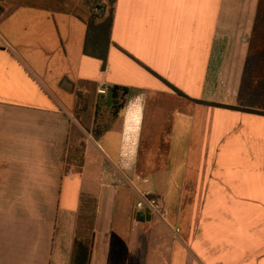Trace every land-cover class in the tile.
I'll use <instances>...</instances> for the list:
<instances>
[{"label": "crops", "instance_id": "crops-1", "mask_svg": "<svg viewBox=\"0 0 264 264\" xmlns=\"http://www.w3.org/2000/svg\"><path fill=\"white\" fill-rule=\"evenodd\" d=\"M262 2L0 0V264H264Z\"/></svg>", "mask_w": 264, "mask_h": 264}, {"label": "trees", "instance_id": "trees-1", "mask_svg": "<svg viewBox=\"0 0 264 264\" xmlns=\"http://www.w3.org/2000/svg\"><path fill=\"white\" fill-rule=\"evenodd\" d=\"M110 4V13L107 17L100 18L99 13H92L88 20V32L84 52L87 55L96 57L103 62V69H106L108 50L110 46V34L113 25V17L115 4L117 0H107ZM264 3V0L263 2ZM127 92V90L125 91ZM182 94L180 91H177ZM87 256L77 255L74 258L73 264H86Z\"/></svg>", "mask_w": 264, "mask_h": 264}, {"label": "built area", "instance_id": "built-area-1", "mask_svg": "<svg viewBox=\"0 0 264 264\" xmlns=\"http://www.w3.org/2000/svg\"><path fill=\"white\" fill-rule=\"evenodd\" d=\"M107 92L106 88L104 89H99V93L105 94ZM143 183H147L146 179H143ZM130 186L132 189L136 192L138 196V200L136 202V208L139 211H146L148 212L151 216L165 221V207L160 201L158 197H156L153 193L150 191L146 190H139L135 184L130 182ZM179 230H176V233H178Z\"/></svg>", "mask_w": 264, "mask_h": 264}, {"label": "rangeland", "instance_id": "rangeland-1", "mask_svg": "<svg viewBox=\"0 0 264 264\" xmlns=\"http://www.w3.org/2000/svg\"><path fill=\"white\" fill-rule=\"evenodd\" d=\"M66 5L68 9L75 12L85 13L88 16V20H90L93 12L99 13L101 15L100 18L107 17L110 13V4L107 0H66ZM97 93L104 95L99 93V90H97ZM79 101L80 103L83 102L81 97L78 99Z\"/></svg>", "mask_w": 264, "mask_h": 264}]
</instances>
